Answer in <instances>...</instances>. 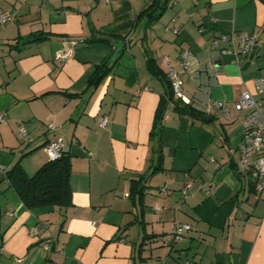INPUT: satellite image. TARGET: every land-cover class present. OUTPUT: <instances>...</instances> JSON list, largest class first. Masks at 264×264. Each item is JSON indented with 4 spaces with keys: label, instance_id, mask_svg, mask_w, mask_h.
<instances>
[{
    "label": "crops",
    "instance_id": "0c3cea01",
    "mask_svg": "<svg viewBox=\"0 0 264 264\" xmlns=\"http://www.w3.org/2000/svg\"><path fill=\"white\" fill-rule=\"evenodd\" d=\"M150 1L0 0L1 10L15 13L0 24V163L7 171L21 160L32 175L48 155L24 157L63 137L73 201L67 210L28 209L0 175V264H264V191L238 175L248 110L234 107L243 92L260 98L264 0H176L149 26L138 15ZM38 32L45 38L26 42ZM243 32H256L258 42L242 60L225 51L229 43L213 45L224 33ZM65 48L71 56L57 58ZM184 49L192 57L183 93L214 118L203 122L169 109L163 169L151 173L157 143L150 132L166 85L149 72L147 56L168 75L165 58L177 66ZM113 50L112 59L119 57L112 72L86 91ZM218 101L230 118L217 114ZM23 117L42 141L24 153L12 146ZM149 174L140 203L131 181ZM174 224L192 229L167 245ZM156 241L166 252H154Z\"/></svg>",
    "mask_w": 264,
    "mask_h": 264
},
{
    "label": "trees",
    "instance_id": "16d2710c",
    "mask_svg": "<svg viewBox=\"0 0 264 264\" xmlns=\"http://www.w3.org/2000/svg\"><path fill=\"white\" fill-rule=\"evenodd\" d=\"M170 0H151L140 12L138 17L147 18V25H152L159 20L168 8ZM45 38L43 32L32 33L26 42L39 41ZM98 37L89 39L88 42L98 41ZM115 50L96 66L95 71L89 77L86 91L97 88L103 79L109 75L118 57L112 59ZM146 65L149 72L161 79L166 85V92L161 95L158 107L155 112L153 127L150 132L151 139L156 143V157L151 160L150 170L156 172L163 169L162 155V133L164 129V117L170 109L181 115H186L192 119L203 122L212 121L214 116L197 108L190 101L185 103L182 99H175L172 83L167 75L158 65L156 58L147 56ZM78 95V94H70ZM238 172V171H237ZM5 178L9 185L17 192L23 204L28 209L37 208L46 205H54L61 209L67 210L73 205L71 177V155L65 150L57 160H48L34 174L30 175L23 167L21 160L17 161L5 173ZM239 177H243L238 172ZM150 176H140L131 181V195L142 203L147 180ZM255 190L252 180H250ZM135 264H139L135 262Z\"/></svg>",
    "mask_w": 264,
    "mask_h": 264
},
{
    "label": "built area",
    "instance_id": "2783aa9c",
    "mask_svg": "<svg viewBox=\"0 0 264 264\" xmlns=\"http://www.w3.org/2000/svg\"><path fill=\"white\" fill-rule=\"evenodd\" d=\"M176 0H170L169 5L175 4ZM15 19V13L10 10L0 9V24H7ZM177 31V30H175ZM227 42L231 46L225 51L233 52L237 55L239 60L248 55L257 45L258 34L256 32H243V33H224L215 38L213 45L218 47L220 43ZM72 54L71 48L59 50L56 57L66 60ZM192 53L188 49H184L179 57L177 66H173L168 57L165 58L168 67V75L171 79L172 88L175 99H182L185 103H189L190 99L186 97L182 90V75L187 71L191 62ZM255 87L260 98H255L250 92H243L238 99L234 102L236 110L240 111L247 109L248 113L244 116L243 120V139L238 146L239 160L237 162V171L244 177L252 180L255 191L261 193L264 191V77H259L255 81ZM217 114L230 118L228 105L223 101L215 103ZM4 121V116L0 115V122ZM108 117L104 116L101 120V125L105 126ZM19 133L22 137H28V128L25 124L21 123ZM65 150L64 139L61 136H55L48 141L45 145V151L49 160H57ZM4 165L0 163V175L5 174ZM209 191L208 187H204ZM169 193V187L164 185L160 189V194L166 196ZM184 196L187 190H183ZM128 195V194H126ZM157 210L159 206L155 207ZM192 229L190 224H174L172 232L166 237L165 243L169 245L172 242L180 240L183 235ZM37 231L32 229L31 235L36 234ZM48 248V247H46Z\"/></svg>",
    "mask_w": 264,
    "mask_h": 264
},
{
    "label": "rangeland",
    "instance_id": "374dc122",
    "mask_svg": "<svg viewBox=\"0 0 264 264\" xmlns=\"http://www.w3.org/2000/svg\"><path fill=\"white\" fill-rule=\"evenodd\" d=\"M19 107H17V109H18ZM23 119H24V117H23ZM18 120H21V119H18ZM26 122H25V126H27V127H30V126H28V124L27 123H29L28 122V119L26 120V119H24ZM30 134H29V136L27 137L28 139H25L24 137H22V135H19V137L17 136V137H15L14 136V140L12 139V141H13V143H12V146H14V147H17V148H19V150H24L23 151V153L24 152H26L27 150H30V148L32 147V146H36V145H40L41 143H42V141L41 140H38L37 139V132L36 131H34V129L33 128H31L30 127ZM16 148V149H17ZM18 151V150H17ZM45 151V149H44V147H42V148H38L37 150H35V152H33L32 154H28L27 155V157H24L25 159H24V161H28V160H30V159H32V157H34L35 155H39V153H43ZM48 157V156H47ZM49 159V158H48ZM154 248H153V250H154V252H157V251H159V250H162L163 252H166V249L163 247V246H161V244L158 242V241H156L155 242V245L153 246ZM156 250V251H155Z\"/></svg>",
    "mask_w": 264,
    "mask_h": 264
},
{
    "label": "water",
    "instance_id": "95a60500",
    "mask_svg": "<svg viewBox=\"0 0 264 264\" xmlns=\"http://www.w3.org/2000/svg\"><path fill=\"white\" fill-rule=\"evenodd\" d=\"M103 40H106V41H111V38H107V37H101ZM123 46H125V45H123ZM220 57H217L216 59H219Z\"/></svg>",
    "mask_w": 264,
    "mask_h": 264
}]
</instances>
